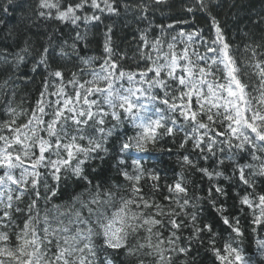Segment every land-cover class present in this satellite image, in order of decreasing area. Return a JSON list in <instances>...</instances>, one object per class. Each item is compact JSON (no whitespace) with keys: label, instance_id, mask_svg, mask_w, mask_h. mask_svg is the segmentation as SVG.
I'll return each instance as SVG.
<instances>
[{"label":"snow or ice","instance_id":"obj_1","mask_svg":"<svg viewBox=\"0 0 264 264\" xmlns=\"http://www.w3.org/2000/svg\"><path fill=\"white\" fill-rule=\"evenodd\" d=\"M224 4L181 0L186 15L153 25L157 11L174 7L170 0H36V18L53 22L55 33L66 25L74 34H48L37 50L30 70L42 81L34 105L17 112L11 99L4 104L0 264H195L193 243L211 253L213 264H256L241 245L245 228L264 236V12L249 17V41L234 45L216 14ZM20 7L6 0L0 12ZM229 7L241 4L231 0ZM128 13L146 22L137 29L141 44L134 65L124 63L127 53L118 51L112 24L102 19L107 14L115 23ZM81 24L103 25L101 56L81 55L78 42L87 48L89 34ZM153 27L160 36L149 41ZM169 29L176 31L172 42L164 40ZM30 47L26 37L19 52L4 50L0 58L18 70L28 63L22 53L31 56ZM165 138L181 152L182 169L209 181L207 195L189 194L183 170L169 181L156 165L146 166L154 151L173 153L161 146ZM109 158L121 183L109 184L97 171L94 162ZM226 160L230 174L222 170ZM221 179L234 180L239 190L232 194ZM69 181L83 191L56 203ZM230 197L237 212L217 204ZM202 201L219 221L200 216ZM224 233L228 239L218 247ZM256 246L264 250V238ZM260 256L264 260V251Z\"/></svg>","mask_w":264,"mask_h":264},{"label":"trees","instance_id":"obj_2","mask_svg":"<svg viewBox=\"0 0 264 264\" xmlns=\"http://www.w3.org/2000/svg\"><path fill=\"white\" fill-rule=\"evenodd\" d=\"M170 2L174 4V7L170 10L166 9L163 12L157 11L152 17L153 25L160 22L170 23L173 22L175 17L186 15V13L181 11V0H170ZM4 3H6V0H0V4ZM16 3L22 5L23 7H20L16 12L10 14H3L0 12V55L4 53V50H7V52H19L20 49L24 47V39L26 37L29 38V44L31 45L29 52H31L32 55L27 56V54L22 53V55L26 56L28 63L22 64L18 70H14L11 63L6 64L3 62V59L0 58V121L7 118L3 108L4 104L10 99L12 107L16 108L17 112H22L24 110H29L38 98L42 76L31 72V61L35 59L37 50L41 47V45L47 42L48 34L54 33L55 35H59L60 39L67 38L69 35L74 34L73 31L66 25H61L59 33H55V25L53 22H45L36 18L34 11L36 0H16ZM230 3L231 0H225L224 7L216 14L227 24L226 32L229 40L234 45L243 46V44L248 42L250 39V36L246 35V33H248L247 26L249 25V17L254 14L264 12V0H238V3L241 4L240 8L229 7ZM136 15L137 14L134 13L121 15L114 18L115 23H112V19H109L107 14L102 16L105 23L112 24L114 44L118 45V51L127 53L124 63L131 65H134L136 63V59L139 57L137 45L141 44V41L139 40V33L137 29H143L146 27V22L138 21L135 18ZM33 20H36V22L40 24L39 28L36 27ZM196 23L207 28L206 21L203 19L198 18ZM49 25H52V27H49ZM86 28L89 29L87 40L88 47L85 48L82 43L78 42L81 55L95 57L101 56L103 54V25L93 27L92 25L81 24V31ZM180 28H183L186 32L189 30L187 25H178L177 29ZM253 31H255V29H253ZM9 32L13 34L15 37L14 39L8 36ZM168 33L169 34L164 37V40L172 42L171 36L175 35L176 31L169 29ZM159 36L160 32L155 27L148 31L149 41H151L154 37ZM60 39H54L52 43L59 45ZM69 43H71V41H69ZM182 47L183 45L177 41V50ZM58 50L59 49L57 48V51ZM73 59L75 58L73 57ZM140 62L143 63V61ZM60 63H67L68 67H72L71 61H60ZM98 65L99 61H97V66ZM56 66L57 65L54 63L53 67ZM39 71L40 70H38V72ZM65 75H67V71H65ZM24 76L31 77V79L25 80L17 78ZM13 92L15 93L14 96ZM20 119L23 120V116H21ZM129 134H131V130H129ZM161 146L172 147L173 153L169 154L154 151L151 157H145L146 166L151 167L156 165L167 176L169 181L175 178L174 173L179 174L183 170L189 181V194L192 195V193L195 192L197 196L207 195L206 190L209 187V181L202 177L200 173L195 172V170H189L186 166L182 169L179 159L181 152L177 151L175 145L168 144L167 138L161 141ZM182 151L187 152L188 149L186 148ZM135 155L136 154L133 153V156ZM109 161L110 160H106L103 164L99 161L94 162L99 165L97 169L99 175L103 179L107 180L109 184L121 183L122 178L117 175L116 170L112 169V164ZM112 162L115 165L114 159H112ZM201 163L204 162L201 161ZM222 170H225L226 174L231 173L232 168L230 167L229 161H225V165L222 166ZM219 183L225 185V187H227L232 194L239 190L236 187L234 180L229 182L221 179ZM78 188L79 187H76L72 181H69L68 184L62 188L63 196H61L58 200L56 198H53V200L56 203L70 201L73 195L83 191V189L79 190ZM201 203L203 210L200 213V216L208 222L219 221V216L213 207L206 201H202ZM220 203H224L229 212H237L238 204L234 203V200L231 197L227 200L221 198L217 201V204ZM241 221L243 224V217H241ZM190 231L191 229L185 230V238L188 237ZM216 231L218 233L223 231L220 223H216ZM245 232L246 235L244 243L241 245L244 250V254L254 259L256 264H264V260H262L260 256L261 251L264 250H260L256 246V239L264 238V236H260L256 233H249L247 228H245ZM227 239V233L223 234V238L218 237L217 246L219 247L220 244ZM192 248V255L195 257V264H213L214 257L204 246L193 243ZM216 264H219V262L217 261Z\"/></svg>","mask_w":264,"mask_h":264},{"label":"bare ground","instance_id":"obj_3","mask_svg":"<svg viewBox=\"0 0 264 264\" xmlns=\"http://www.w3.org/2000/svg\"><path fill=\"white\" fill-rule=\"evenodd\" d=\"M136 155H137V154H136ZM107 160H110L109 162L112 164V169L116 170L115 167H114V164H113V162H112V159L109 158V159H107ZM78 189L80 190V189H82V188L79 187Z\"/></svg>","mask_w":264,"mask_h":264}]
</instances>
